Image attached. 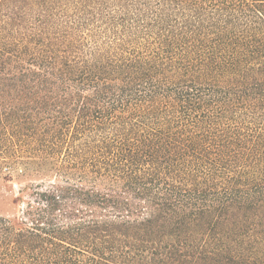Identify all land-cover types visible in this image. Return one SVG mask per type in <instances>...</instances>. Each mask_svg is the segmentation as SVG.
Here are the masks:
<instances>
[{
    "label": "trees",
    "instance_id": "obj_1",
    "mask_svg": "<svg viewBox=\"0 0 264 264\" xmlns=\"http://www.w3.org/2000/svg\"><path fill=\"white\" fill-rule=\"evenodd\" d=\"M15 172L0 264H264V0H0Z\"/></svg>",
    "mask_w": 264,
    "mask_h": 264
},
{
    "label": "rangeland",
    "instance_id": "obj_2",
    "mask_svg": "<svg viewBox=\"0 0 264 264\" xmlns=\"http://www.w3.org/2000/svg\"><path fill=\"white\" fill-rule=\"evenodd\" d=\"M52 180L53 178L50 177H20L18 172L10 176L0 175V215L10 218L20 216L25 206L24 203L19 202L21 190L34 183L44 182V184H47ZM29 199L24 196L23 200L27 201Z\"/></svg>",
    "mask_w": 264,
    "mask_h": 264
}]
</instances>
